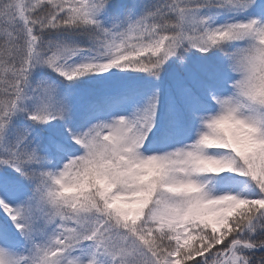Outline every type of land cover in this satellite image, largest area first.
Listing matches in <instances>:
<instances>
[{
    "label": "snow or ice",
    "instance_id": "6c2138e0",
    "mask_svg": "<svg viewBox=\"0 0 264 264\" xmlns=\"http://www.w3.org/2000/svg\"><path fill=\"white\" fill-rule=\"evenodd\" d=\"M0 264H264V0H0Z\"/></svg>",
    "mask_w": 264,
    "mask_h": 264
}]
</instances>
